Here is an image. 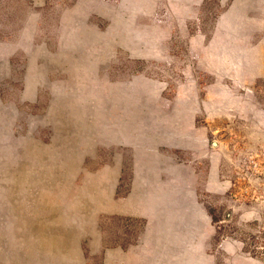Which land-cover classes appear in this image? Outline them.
<instances>
[{
    "label": "rangeland",
    "instance_id": "obj_1",
    "mask_svg": "<svg viewBox=\"0 0 264 264\" xmlns=\"http://www.w3.org/2000/svg\"><path fill=\"white\" fill-rule=\"evenodd\" d=\"M0 264H264V0H0Z\"/></svg>",
    "mask_w": 264,
    "mask_h": 264
},
{
    "label": "trees",
    "instance_id": "obj_2",
    "mask_svg": "<svg viewBox=\"0 0 264 264\" xmlns=\"http://www.w3.org/2000/svg\"><path fill=\"white\" fill-rule=\"evenodd\" d=\"M215 220V218H213Z\"/></svg>",
    "mask_w": 264,
    "mask_h": 264
}]
</instances>
